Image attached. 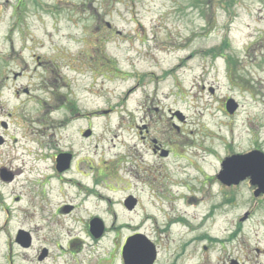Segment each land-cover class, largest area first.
Listing matches in <instances>:
<instances>
[{
    "label": "rangeland",
    "instance_id": "1",
    "mask_svg": "<svg viewBox=\"0 0 264 264\" xmlns=\"http://www.w3.org/2000/svg\"><path fill=\"white\" fill-rule=\"evenodd\" d=\"M114 31L122 34L121 41L108 36ZM92 34H105L99 39L107 43H92L94 37L85 42L84 35ZM86 44L105 48L121 73L95 80L80 55L88 49ZM34 56L40 57V64ZM76 56L79 61H74ZM113 68L107 64L105 70ZM14 73H18L15 79ZM55 80L67 82L75 91L78 109L91 113L88 120L76 119L73 127L67 123L73 128L70 141L76 157L65 176L103 195H143L159 193L157 185H167L162 177L169 170L172 176H181L180 186L189 185V193L220 194L215 177L225 156L254 147L264 152V0H0V86L5 87L0 103L13 113L0 162L22 168L36 184L48 170L54 171L51 155L59 133L53 137V125L64 115L48 108H53L47 94ZM16 85L28 86L30 97L10 98L8 92ZM227 98L238 105L233 114L225 110ZM145 108L148 117L170 133L171 123L177 124L190 154L188 162L161 161L162 175L150 186L131 174L133 127L141 123ZM99 109L109 111L94 113ZM175 111L183 122L171 117ZM88 124L92 134L82 139L79 130ZM61 134L58 146L66 140L65 129ZM102 167L109 168L107 173L111 171L119 186L103 180L107 175L100 174ZM52 183L55 198L50 206L36 196L40 192L36 184L30 188L28 183L27 207L55 210L61 198L55 191L59 183ZM87 192L70 189L67 199L77 203ZM233 193L245 196L251 194V187L243 184ZM96 199L92 198L90 208L97 205ZM140 200V207L148 204L144 197ZM158 204L155 201V207ZM258 206L236 234L235 246L264 242L260 223L264 200Z\"/></svg>",
    "mask_w": 264,
    "mask_h": 264
},
{
    "label": "flooded vegetation",
    "instance_id": "2",
    "mask_svg": "<svg viewBox=\"0 0 264 264\" xmlns=\"http://www.w3.org/2000/svg\"><path fill=\"white\" fill-rule=\"evenodd\" d=\"M105 25L112 31L108 24ZM108 36L121 41L122 34L114 31L109 32ZM84 37L88 38L85 42H90L89 37H94L92 43H107V40L99 39L106 38L105 34ZM86 47L88 49L80 55H84L85 65L95 75V80L102 78L106 81V76L121 73L117 61L106 56L105 48L99 49L89 44ZM34 58L40 64V57ZM78 58L76 56L74 61H79ZM107 64L114 67L112 72L105 70ZM17 75L14 73L13 79ZM55 81L57 84L53 83L47 94L49 106L53 108H48L50 112L62 111L64 115L59 125H53V137L59 133L55 139L56 151L51 155L50 164L54 171L48 170L47 173H50L46 178L40 176L36 184L24 176L26 173L22 168H11V162H0V264H264V242L256 241L254 247H249L246 241L242 242V248L234 245L236 234L242 232L241 227L254 216L255 210L260 208L258 203L264 200V193L257 194L256 187L249 179L234 183L215 177L220 183L221 193L203 195L189 193V185H179L181 176H172L169 170H165V175L169 177L164 175L162 181L166 179L167 185H157L159 193L103 195L85 188L84 182L65 176L76 157L70 141L73 128H67L68 124L71 123L70 127H73L75 120L81 117L88 120L91 113H82L78 109L75 91L69 89L67 82ZM3 88L0 86L2 94ZM8 94L13 100H19L21 96L26 99L30 97L31 89L16 85ZM102 111L99 109L94 113L103 115ZM148 111L145 108L141 123L133 127L135 142L131 174L134 180L143 181L144 186L156 184L157 176L163 172L161 161L173 159L176 163L181 159L187 161V156H190L185 145H182L185 140L180 137L177 124L171 123L174 131L170 133L148 117ZM175 113L171 117L176 122H183V116L179 114L178 117ZM12 115L5 104L0 103V149L7 144L5 133ZM33 122L37 121L33 119ZM59 129H65L66 136L61 146H58V142L63 135ZM84 130H79V136L89 139L83 137ZM253 149L260 150L256 147ZM60 162L63 165L61 168ZM108 170L101 168L100 174L107 175L103 180L119 186L120 183L116 182L118 179L111 177ZM49 176L59 183L55 191L61 201L55 204L56 209L28 208V183L30 188L36 184L35 187L40 190L36 196L43 197L44 206H50V202L54 201V186ZM202 184L207 187V183ZM243 184L251 187V194L237 196L233 193ZM74 188L78 192H89L76 203L67 199V191ZM197 196L207 199H196ZM94 197L98 198L95 200L97 205L90 208ZM141 197L149 205L140 207ZM155 201L159 202L157 207ZM260 223L264 226L263 221Z\"/></svg>",
    "mask_w": 264,
    "mask_h": 264
},
{
    "label": "water",
    "instance_id": "3",
    "mask_svg": "<svg viewBox=\"0 0 264 264\" xmlns=\"http://www.w3.org/2000/svg\"><path fill=\"white\" fill-rule=\"evenodd\" d=\"M237 105L232 99H228L225 108L228 113L234 112ZM86 132L85 135H88ZM222 166L224 168L222 177L225 181L236 182L247 176L251 181L264 189V154L252 151L246 155H234L226 158Z\"/></svg>",
    "mask_w": 264,
    "mask_h": 264
},
{
    "label": "bare ground",
    "instance_id": "4",
    "mask_svg": "<svg viewBox=\"0 0 264 264\" xmlns=\"http://www.w3.org/2000/svg\"><path fill=\"white\" fill-rule=\"evenodd\" d=\"M188 69V68H187ZM187 72H189V70L187 71ZM202 88H203V86H201ZM196 97L198 96V94L196 93V95H195ZM201 115H211V113L209 112V113H202ZM193 155V154H192ZM195 156H196V154H195ZM52 179H54V177L53 176H49V180H52ZM67 189V188H66Z\"/></svg>",
    "mask_w": 264,
    "mask_h": 264
}]
</instances>
